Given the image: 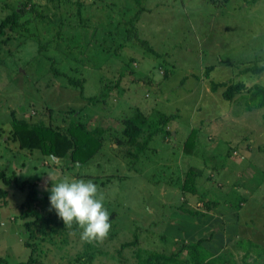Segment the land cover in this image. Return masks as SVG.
<instances>
[{"label": "rangeland", "instance_id": "rangeland-1", "mask_svg": "<svg viewBox=\"0 0 264 264\" xmlns=\"http://www.w3.org/2000/svg\"><path fill=\"white\" fill-rule=\"evenodd\" d=\"M22 1L0 0V22ZM108 1L88 0L79 11L82 22L71 44L81 41L80 51L86 48L84 66L69 72L60 71L64 55L77 63L80 59L65 48L66 37L60 47L52 44L49 50L48 45L56 32L55 26L50 31L48 19L66 11L61 7L67 0H34L37 7L26 8L24 15V24L33 29L6 27L7 35L0 37V172L10 179L6 185L0 178V188L7 191L0 198V264L27 261L26 241L41 242L33 256H42V264H137L138 248L143 258L152 251L176 252L183 242L197 239L176 234L182 227L204 237L202 244L215 255L233 250L235 264H263L252 260L257 249H264V106L248 110L246 92L226 101L224 87L213 92L210 83L264 86V71L247 70L264 66V0H165L166 7L143 15H119L135 11L120 8L122 3L110 14ZM153 1L147 0L148 5ZM123 2L135 7L133 1ZM65 7L77 11L75 4ZM132 18L137 19L127 22ZM89 34L93 46L83 41ZM121 43L117 53L105 51ZM207 66L214 69L206 73ZM134 108L154 120L162 114L176 117L155 127L164 131L159 129L136 162L127 165L120 155L106 159L108 143L119 145L114 138L120 119L131 116ZM74 111L82 121L89 117L88 129H105L102 151L84 164L23 147L11 123L17 118L29 128L43 123L65 129ZM192 132L194 146L188 152L185 142ZM191 170L200 173L195 193L181 189ZM66 177L97 184L110 214L108 234L91 241L90 261L83 255L81 229L56 224L63 220L49 204L51 184ZM23 181L35 185L31 212L41 219L38 225L50 242L41 239V231L33 238L25 228L34 217L25 215L30 187L20 189ZM52 229L56 234H49ZM125 242L130 245L121 249ZM246 247L252 250L243 263Z\"/></svg>", "mask_w": 264, "mask_h": 264}, {"label": "trees", "instance_id": "trees-1", "mask_svg": "<svg viewBox=\"0 0 264 264\" xmlns=\"http://www.w3.org/2000/svg\"><path fill=\"white\" fill-rule=\"evenodd\" d=\"M34 0H23L20 2L21 7H13L11 8V12L5 16L3 20L0 22V37L2 35H7L6 32H4L6 27H9L11 29L13 26H23L25 27V30L29 31L33 28H29L28 24L25 23L27 21L26 16L29 13V10H26V8L33 9L37 6L35 5ZM54 1V0H49ZM84 2L79 1V3H75V12L72 10L66 11H60V14H57V18L53 16L52 18L54 20L48 19L51 27L50 31L52 30V27L55 26V36L54 38L50 40L49 42V50H51V45L53 44L56 47H60V45L64 42V46L67 50H69V53H73L75 56H79L80 62L77 63L76 59H71L72 57H67L66 54L64 55V58L66 59V62L61 63L60 71L69 72V70L77 69V67H83L84 64L81 61V56L84 54V50L80 51V47L78 46L81 41L75 42V44H71L75 41L74 36L76 37V30L75 28L78 27V25H81V22L78 18L79 11H81L82 7L84 6ZM74 6V5H73ZM26 15V16H24ZM42 18L45 19L44 16ZM56 18V19H55ZM43 19V20H44ZM137 18H132V20H128L127 22L132 23L136 21ZM55 20H58L57 22ZM28 21H30L28 19ZM54 21V23L52 22ZM123 23V21H120ZM58 23V24H56ZM35 28V27H34ZM81 38V34L79 35ZM88 39H84L83 41H87L88 46H93V44H90L89 41L92 43V36L89 34L87 37ZM58 41V42H55ZM82 41V42H83ZM137 41L140 42L141 45H144L149 52H153V49L147 44L145 40L137 39ZM123 46V43L118 44L117 47L108 49L106 48L105 51L108 53H117L118 50ZM45 48V46H44ZM83 48V46L81 47ZM54 51L56 54L60 51L56 50L54 48ZM70 55V54H69ZM48 57V56H47ZM50 59L55 58V54L49 55ZM85 63V62H84ZM214 68L212 66H207L205 71L206 73H209ZM248 71L252 72H259L262 73L264 71V66L259 68H251L247 69ZM58 70H55L56 72ZM70 85H75L74 80H71L69 82ZM119 87V85H117ZM224 87L221 96L224 100L232 102L236 99L237 95H241L243 93H247V99L245 101L246 108L248 110H251L253 108H260L264 106V86L260 85H254L250 89H246L243 82H236V83H230L227 84L225 82H214L212 81L210 83V90L213 92H216L219 88ZM111 88H108L105 93H103L106 98ZM105 101V97H102ZM100 99V100H102ZM176 115H160L158 119H151L149 115L144 113L143 110H139L138 108H134V113L126 118L120 119L122 121L121 123V130L119 131L118 137L114 138L119 145L116 147H110L108 143L109 153L106 159H109V157L112 158V161L117 160L116 156H121L124 160V162L129 165L130 163L136 162L140 156L144 155L149 150V144L151 143L152 137L154 135H157L161 128H155L158 126H165L168 124V122L172 119H174ZM264 119V117H263ZM89 120V117L82 121L78 117L77 111H74L71 113V126L69 128L65 129H55L50 126H44L43 123H38V125H32L31 128L28 127L27 123L23 120H19L17 118H12V125L14 129V133L17 136V138L20 141V144L23 147L30 148L32 150H38L42 156H50L52 158H60L61 160H64V158L68 157L70 162L72 163H79L84 164L90 161L94 155L97 152H101L104 144V138L102 136H105V129L100 127L90 128L88 129L86 124ZM158 122V123H157ZM160 129V130H159ZM164 131V130H161ZM167 130H165L166 133ZM104 134V135H103ZM194 134L193 132L189 135L188 139L185 142L186 151H191L192 147L194 146ZM106 140L109 137H105ZM111 139V138H110ZM113 139V138H112ZM200 175L199 171L198 173L193 172L192 170L187 172L186 175L183 178V181L181 183V189L183 191L195 193V179ZM0 178L4 181L6 185L10 184V179L6 177L3 172H0ZM27 186H29V190L27 193V197L24 201V204L27 206V210L25 211V215L28 214L29 216H33L34 219L31 222L25 223V228L29 231V235L33 238L36 237V230L41 231V239L51 241V239L48 237V232H45V230L41 227H39V221L41 220L39 217L35 216L33 212H31V203L35 199V185L33 183H29L28 181H23L20 184V189H25ZM7 195V191L3 188H0V198H3ZM207 209H209L211 203L206 202ZM192 214H196L194 211L191 212ZM24 215V217H25ZM50 222V221H49ZM48 223V222H47ZM63 222L57 221L56 224H62ZM64 224V223H63ZM45 227H50V224H46ZM51 230V229H50ZM53 231L55 229H52ZM55 233L51 232L49 234ZM56 234V233H55ZM44 235H47L44 237ZM67 235V234H66ZM43 236V237H42ZM32 238V239H33ZM205 238L204 237H197L195 241L188 240L186 242H183V244L180 245V248L176 252H172L167 254L168 252L159 251L155 252L152 251L150 253H147L145 257L142 258L140 249H137L138 256L141 257V260L137 262V264H234L236 263L235 255L233 250L232 251H225L218 255L213 254L211 250H209L207 247H205L202 242ZM66 241L65 237L64 240ZM41 243V242H40ZM39 243V244H40ZM126 243V242H125ZM129 243V242H128ZM128 243L121 246V249L123 247H126ZM175 243V242H174ZM26 247L30 248V255L27 259V261L23 263H17V264H42L41 259L42 256H38L37 258H34L35 251L39 248V244L36 241L24 243ZM130 245V244H129ZM128 245V246H129ZM253 246V244H250ZM86 249L83 251V255L85 256L86 261H90L91 257L94 253V246L91 242H86ZM245 253L243 258V263H245V259L250 257V251L252 248H242ZM184 251L186 254H184ZM120 252V249L117 251ZM255 253V257H253V260L255 263L262 262L264 264V249H257ZM184 254L183 258H180V255L178 254ZM84 263V262H83Z\"/></svg>", "mask_w": 264, "mask_h": 264}, {"label": "clouds", "instance_id": "clouds-1", "mask_svg": "<svg viewBox=\"0 0 264 264\" xmlns=\"http://www.w3.org/2000/svg\"><path fill=\"white\" fill-rule=\"evenodd\" d=\"M48 176L52 179L50 174ZM48 191L50 207L62 218L64 225L75 224L81 229V240L99 241L108 234L110 214L97 184L91 179L66 177L52 183Z\"/></svg>", "mask_w": 264, "mask_h": 264}, {"label": "crops", "instance_id": "crops-1", "mask_svg": "<svg viewBox=\"0 0 264 264\" xmlns=\"http://www.w3.org/2000/svg\"><path fill=\"white\" fill-rule=\"evenodd\" d=\"M67 1L68 2L64 3L61 8L67 9L65 6L70 5V7H71L75 3L78 4L79 1L84 2L83 4L85 5V4H87L86 1H88V0H67ZM119 1H121V2H119ZM128 1H133V4L135 7H133L131 4L123 5L125 3V2H123V0H112V1H110L111 2V5L109 7L110 14H113L112 13L113 11H111V9L113 7L119 6L121 3L122 4H121L120 8H122V9H132L133 8V10H135V11H132V10H129L126 12L122 11V12H119V15H130L131 13L143 15L144 13H151L154 7H156V9H159L161 7H166V5H164V4L167 2L165 0H154L151 4L148 5L147 0H128ZM99 2L101 3L102 7H104V5L102 4V1H99ZM99 2H98V4H99ZM72 3H74V4H72ZM107 3L109 4L108 0H107ZM81 9L83 10V7ZM82 10H81V12H82ZM80 22H82V21L80 20ZM175 227H176V225L174 224V228ZM177 228H180V225L177 226ZM175 233L179 234V235L181 234V235L187 236V237L189 236V237H191V239L197 238L196 234H194L195 231L191 232L188 227H182L180 230H176Z\"/></svg>", "mask_w": 264, "mask_h": 264}]
</instances>
